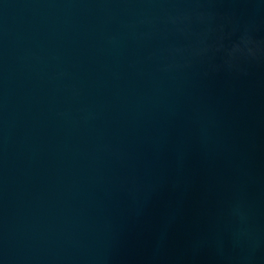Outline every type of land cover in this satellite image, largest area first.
<instances>
[{
    "label": "water",
    "instance_id": "95a60500",
    "mask_svg": "<svg viewBox=\"0 0 264 264\" xmlns=\"http://www.w3.org/2000/svg\"><path fill=\"white\" fill-rule=\"evenodd\" d=\"M0 264H264V0H0Z\"/></svg>",
    "mask_w": 264,
    "mask_h": 264
}]
</instances>
